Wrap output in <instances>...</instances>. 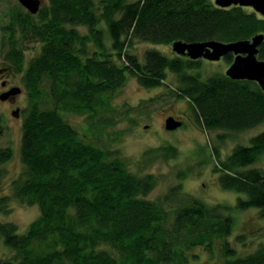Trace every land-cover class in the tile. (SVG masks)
<instances>
[{
  "label": "trees",
  "instance_id": "trees-1",
  "mask_svg": "<svg viewBox=\"0 0 264 264\" xmlns=\"http://www.w3.org/2000/svg\"><path fill=\"white\" fill-rule=\"evenodd\" d=\"M8 18L0 26V58L22 75L28 101L20 142L25 170L11 187L39 214L24 233L0 223V238L12 251L0 264H189L191 250L213 252L217 241L223 264H264L262 243L249 255L229 257V207L195 198L171 206L175 188L147 200L156 182L152 174L137 178L118 152L85 141L63 117L85 112L90 129L96 120V129H103L112 124L110 101L129 78L156 89L167 86L169 72L177 83L171 94L186 99L204 131L243 132L264 123L257 83L223 74L201 80L188 72L198 61L155 49L144 51L143 61L131 54L134 42L228 44L264 36V16L240 6L220 8L214 0H48L34 15L20 8ZM27 43L40 49L25 65ZM256 58L264 60V41ZM225 59L231 63L233 56ZM4 128L0 115V136ZM250 143L235 147L215 170L222 189L246 196L235 207L255 208L264 217V173L247 168L264 154V132ZM10 158L9 148L0 150V164Z\"/></svg>",
  "mask_w": 264,
  "mask_h": 264
},
{
  "label": "rangeland",
  "instance_id": "rangeland-1",
  "mask_svg": "<svg viewBox=\"0 0 264 264\" xmlns=\"http://www.w3.org/2000/svg\"><path fill=\"white\" fill-rule=\"evenodd\" d=\"M39 1L41 6H46L48 2ZM127 1L131 3L137 0ZM20 8L23 12L26 11L16 0H0V26L8 21L9 16L19 12ZM79 31L84 33L85 29L80 27ZM105 42L108 44L107 39ZM134 43L131 54L137 55L139 61H143L146 50L155 49L170 58L178 56L171 51V45ZM22 47L25 50L24 58L27 65L28 61L38 54L40 48L34 43L23 44ZM197 61L200 66L188 72L199 76L201 80H206L212 75H225L226 69L232 63H227L225 57L218 62L204 59ZM21 77V74L6 68L0 58V94L11 87L21 88L22 91L11 100H0V115L5 127L0 136V150L9 148L11 155L8 161L0 164V200L3 198L6 200L3 206L0 205V223H12L19 233H24L28 225L36 220L39 208L36 205L22 204L14 197L11 187L14 180L23 177L25 170L21 162L20 142L22 111L28 106V101L22 88ZM165 84L167 86L144 89L138 85L135 77L129 78L124 88L110 101L112 111H108L106 115L112 124L103 129H96L99 126L97 120L92 124L95 126L94 129H90L88 113L85 112L65 113L63 117L82 137L86 135L83 137L85 141L118 152L126 170L137 178L152 174L156 182L147 195V200L162 199L175 188L176 196L171 206L190 203L191 199L195 198L210 207L216 205L229 207L228 214L233 221L232 231L227 235L226 242L228 241L229 247L234 250V254L229 257L239 258L253 253L261 243L264 244V217L260 216L255 208L241 210L235 207L237 199H246V196L222 189L218 181L219 173L215 169L219 168V161L229 156L235 147L250 146V140L264 132V123L243 132L204 131L186 99L171 94L177 86L172 73L168 72ZM49 106L51 105L48 104ZM16 108L20 112L18 118L12 113ZM169 116L180 120L181 126L175 130H166L164 121ZM215 151L219 155V160L215 157ZM255 167L264 173V154L247 168ZM220 243V241L213 243V252L200 247L191 250L194 257L189 259V264H223ZM11 255L12 251L5 248L0 238V261L9 259Z\"/></svg>",
  "mask_w": 264,
  "mask_h": 264
},
{
  "label": "water",
  "instance_id": "water-1",
  "mask_svg": "<svg viewBox=\"0 0 264 264\" xmlns=\"http://www.w3.org/2000/svg\"><path fill=\"white\" fill-rule=\"evenodd\" d=\"M16 1L21 7L26 8L33 15L41 7L39 0ZM214 4L220 8L231 6L250 7L255 13L264 16V0H214ZM263 41V34L255 35L249 40H238L237 42H229L228 44L220 41L196 43L175 41L171 45V51L178 56L188 57L192 61L204 59L218 62L221 58L231 54L233 61L226 69L225 76L237 81H253L264 92V60H258L256 58L259 52V46ZM21 92L20 88L12 87L8 91L0 94V100L8 101ZM12 113L15 118L19 117V109L14 110ZM164 126L168 131L175 130L181 126V121H177L174 117L169 116L164 121Z\"/></svg>",
  "mask_w": 264,
  "mask_h": 264
},
{
  "label": "flooded vegetation",
  "instance_id": "flooded-vegetation-1",
  "mask_svg": "<svg viewBox=\"0 0 264 264\" xmlns=\"http://www.w3.org/2000/svg\"><path fill=\"white\" fill-rule=\"evenodd\" d=\"M2 84H4V85H5V82H3ZM9 87H10V86H9ZM4 88H5V87H4ZM5 91H7V90H5ZM12 99H13V98H12ZM10 100H11V99H10ZM166 119H167V118H166ZM166 119H165V120H166Z\"/></svg>",
  "mask_w": 264,
  "mask_h": 264
}]
</instances>
